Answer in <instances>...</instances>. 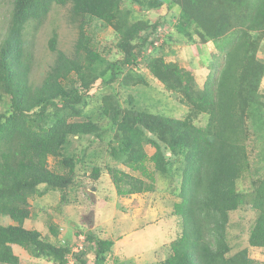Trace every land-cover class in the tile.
I'll use <instances>...</instances> for the list:
<instances>
[{"label":"trees","instance_id":"1","mask_svg":"<svg viewBox=\"0 0 264 264\" xmlns=\"http://www.w3.org/2000/svg\"><path fill=\"white\" fill-rule=\"evenodd\" d=\"M66 5L74 20L90 16L111 26L119 58L102 56L80 23L73 57L58 49L57 33L51 37L56 58L36 84L26 27L37 29L53 6ZM11 6L0 41V264H20L14 245L68 264L70 234L61 241L54 223L52 237L25 226L31 199L55 190L65 201V190L80 184L78 173L99 180L104 171L120 197L154 192L159 177L169 180L183 229L166 264H259L248 247L234 250L229 227L231 213L250 206L248 244L264 248V60L258 54L264 0H12ZM155 9L163 12L153 15ZM172 10L177 13L169 17ZM176 39L207 51L199 81L195 63L188 68L149 53L159 40L169 46ZM140 60L189 107L187 116L157 113L126 96L146 82ZM91 96L102 107L87 116ZM84 139L91 144L73 152L74 140ZM252 141L261 145L257 166ZM247 176L251 186L241 188ZM95 234L88 230L85 249L73 253L75 264H90L88 254L93 264H107L115 242Z\"/></svg>","mask_w":264,"mask_h":264},{"label":"rangeland","instance_id":"2","mask_svg":"<svg viewBox=\"0 0 264 264\" xmlns=\"http://www.w3.org/2000/svg\"><path fill=\"white\" fill-rule=\"evenodd\" d=\"M12 0H0V41L8 26L9 14L12 8ZM128 5V1L126 3ZM70 5L53 6L44 23L37 29L32 24L26 27L31 30L26 38L34 53V67L32 80L38 84L42 81L49 67L56 58V52L52 51L49 41L54 33L58 35V49L67 56L73 57L75 44L80 35V23L84 24L85 31L90 39L91 46L97 49L102 56L113 59L119 58L117 53V35L114 29L105 22L84 16L79 21L72 18L69 10ZM163 10L155 9L153 15L162 13ZM172 10L168 15H176ZM169 19V18H168ZM171 26V25H170ZM170 30L164 31L163 39L167 37ZM264 43V40H263ZM152 47L149 53L152 55L163 54L167 60L179 62L182 66L190 67V62L195 63V76L199 81L207 73L206 67L209 64L207 51L203 54L196 49V46L184 42L172 41ZM162 47V48H161ZM213 49V47H211ZM210 52V51H209ZM259 57L264 60V50L260 49ZM203 62L202 63V58ZM141 61V60H140ZM139 71L144 75L145 83L139 84L138 88L126 92L139 101V105L149 107L152 111L163 113L173 118L187 116L189 107L181 103L177 96L167 91L163 84L155 79L145 68L144 62ZM99 83L95 86L96 90ZM100 90L98 91V93ZM100 99L91 96L87 99L85 107L87 116L96 113L101 109ZM2 107L0 106V111ZM75 139H78L77 137ZM88 139V138H87ZM74 140L75 148L72 151L91 144L89 140ZM260 144H249L250 160L256 165L255 159L259 158ZM148 147L152 153L153 148ZM50 165L54 166L50 158ZM115 164V162L113 163ZM123 169H127L121 163H117ZM257 166V165H256ZM128 170V169H127ZM80 184L67 188L66 200L63 201L60 191H48L41 197L31 199L32 216L26 220L27 228H37L44 235L52 237L49 226L51 223L59 227V239L65 241L70 236V244L76 247L79 242V234L85 235L92 229L95 235L103 239H112L115 242L107 264H166L171 242L182 232V222L179 215L175 213L173 203L178 200L176 194L167 187L170 182L159 177L157 190L133 194L129 197L117 196L114 184L109 173L104 171L99 180H93L90 174L78 173ZM252 178L256 176L251 175ZM250 176H247L241 188L251 186ZM94 183L92 186L91 184ZM177 192V189L175 190ZM175 192V193H176ZM106 197L108 200H104ZM255 217V211L244 207L231 213V225L229 235L232 239L234 250L249 248V254L259 264H264V248L252 247L248 244V231ZM3 223H10L9 218H3ZM83 227L80 229V226ZM77 237V238H76ZM16 254L20 257V264H53L44 258L31 256L25 249L14 245ZM90 253V252H89ZM90 264L94 262V256L88 254Z\"/></svg>","mask_w":264,"mask_h":264},{"label":"clouds","instance_id":"3","mask_svg":"<svg viewBox=\"0 0 264 264\" xmlns=\"http://www.w3.org/2000/svg\"><path fill=\"white\" fill-rule=\"evenodd\" d=\"M8 24H9V21H8ZM7 28H8V26H7ZM155 46H158V44H156ZM78 237H79V242L77 243L76 247H73V244L71 245L72 252L67 257L68 264H75V259H74L73 253H77V252H80V251L84 250L85 249V246L87 244V236H86V234L85 235H82V233H80ZM81 238H83V239H81ZM80 243L82 244V247H80V245H79Z\"/></svg>","mask_w":264,"mask_h":264},{"label":"built area","instance_id":"4","mask_svg":"<svg viewBox=\"0 0 264 264\" xmlns=\"http://www.w3.org/2000/svg\"><path fill=\"white\" fill-rule=\"evenodd\" d=\"M156 44H158V42H156ZM81 239H83V238H81ZM79 245H80V247H82V244L81 243Z\"/></svg>","mask_w":264,"mask_h":264},{"label":"crops","instance_id":"5","mask_svg":"<svg viewBox=\"0 0 264 264\" xmlns=\"http://www.w3.org/2000/svg\"><path fill=\"white\" fill-rule=\"evenodd\" d=\"M192 46H196V45H192ZM197 49V48H196Z\"/></svg>","mask_w":264,"mask_h":264}]
</instances>
